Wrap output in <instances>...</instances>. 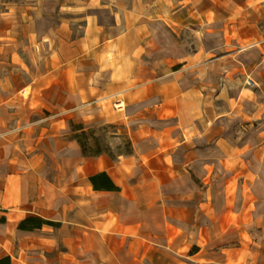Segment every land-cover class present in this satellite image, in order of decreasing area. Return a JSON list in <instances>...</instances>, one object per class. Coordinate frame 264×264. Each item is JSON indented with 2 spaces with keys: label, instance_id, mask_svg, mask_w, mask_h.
Masks as SVG:
<instances>
[{
  "label": "crops",
  "instance_id": "0c3cea01",
  "mask_svg": "<svg viewBox=\"0 0 264 264\" xmlns=\"http://www.w3.org/2000/svg\"><path fill=\"white\" fill-rule=\"evenodd\" d=\"M145 4L159 3L136 2L132 13ZM79 19L85 22L84 33L70 42V53L59 49L56 56L36 60L32 23L22 32L21 45L11 30L5 37L12 46L6 51L0 43V259L9 256L12 264H179L175 244L181 235L194 245V226L180 228L171 217L164 242L156 233L160 224L148 221L149 211L161 209L166 198L192 196L175 186L187 182L182 172L188 168L206 175L212 161H229L240 172L264 164V138L259 142L258 128L244 142L219 122L222 113L211 106L215 60L209 48L203 44L180 56L174 48L164 49L161 16L127 14L120 20L87 14ZM117 102L123 103L122 113L115 109ZM71 121L86 128L122 122L130 151L114 158L84 156L72 138ZM101 172L120 190H95L90 177ZM248 178L260 181L258 175ZM254 193L227 191L226 223L210 225L220 231L221 241L242 244L241 232L250 225L260 232L251 236L258 247H224L218 264H264L259 228L264 206L258 202L264 195ZM246 199L252 201L249 207H244ZM28 217L60 226L20 229Z\"/></svg>",
  "mask_w": 264,
  "mask_h": 264
},
{
  "label": "rangeland",
  "instance_id": "374dc122",
  "mask_svg": "<svg viewBox=\"0 0 264 264\" xmlns=\"http://www.w3.org/2000/svg\"><path fill=\"white\" fill-rule=\"evenodd\" d=\"M136 2L159 4L140 5L132 13ZM87 14L117 16L120 20L127 14L161 16L162 47L174 48L178 56L193 52L204 44L210 50L211 59L215 60L210 74L211 106L217 108L219 114L222 113L219 122L234 129L244 142L249 132L259 128V142L263 140L264 0H0L1 48L6 47L7 51L12 46L11 40L5 37L10 30L17 32L15 36L21 45L22 32L32 23V47L36 60H42L43 54L56 56L59 49L70 53L74 47L70 42L84 33L85 22L79 18ZM119 31L121 28L115 32ZM19 49L22 55L25 54L23 47ZM224 114L234 116V120L227 119ZM89 136L93 145L98 144L103 150L113 148L114 157L117 153L130 151L128 128L122 122L100 125ZM249 154L244 151L243 156L249 157ZM240 171L239 167L234 168L224 160L212 161L206 175L197 168H188L182 172L187 182H179L175 186L180 192L186 191L192 196L166 198L161 209L155 211L152 208L149 211L148 221L160 224L156 233L162 236L164 242L166 223L171 221V217L178 220L180 228L183 223L194 226V245L181 235L175 244L179 264H218L217 254L224 247L229 249L242 245L246 250L258 247L251 243V236H258L260 232L251 231L250 225L241 232L243 244L238 240L221 241L218 237L220 231L210 225L220 221L226 223L222 208L226 204L227 191L241 190L248 194L254 191V194L264 195V164L244 167ZM251 174L258 175L260 181L251 183L248 178ZM251 202L250 199L244 200V207H249ZM258 202H263L264 206V199ZM204 203L208 207H204ZM263 212L264 209L260 217H263ZM245 217L250 218L243 215L242 219ZM263 226L264 219L259 225L262 234ZM232 233L237 234L238 231L233 230ZM196 250L200 253L188 257Z\"/></svg>",
  "mask_w": 264,
  "mask_h": 264
},
{
  "label": "trees",
  "instance_id": "16d2710c",
  "mask_svg": "<svg viewBox=\"0 0 264 264\" xmlns=\"http://www.w3.org/2000/svg\"><path fill=\"white\" fill-rule=\"evenodd\" d=\"M95 128H86L82 123L71 121L72 138L76 139L82 148L84 156H99L102 154H109L114 158L112 149L109 147L107 150H103L98 144L93 145L91 143V137L89 136ZM130 148V143H129ZM90 181L95 190H107V191H119L120 188L114 184L112 179L106 172H101L90 177ZM44 225H50L54 227L60 226L59 222L47 220L40 217H28L22 220L19 224V228L22 230L33 231L40 229ZM0 264H12L9 256L0 259Z\"/></svg>",
  "mask_w": 264,
  "mask_h": 264
},
{
  "label": "built area",
  "instance_id": "2783aa9c",
  "mask_svg": "<svg viewBox=\"0 0 264 264\" xmlns=\"http://www.w3.org/2000/svg\"><path fill=\"white\" fill-rule=\"evenodd\" d=\"M28 95H24V98H27ZM116 108L118 109V111L120 112L121 110H123V103L122 102H117L116 104Z\"/></svg>",
  "mask_w": 264,
  "mask_h": 264
}]
</instances>
